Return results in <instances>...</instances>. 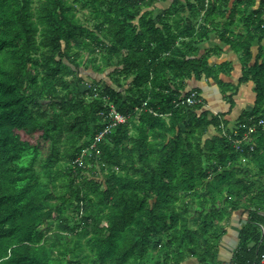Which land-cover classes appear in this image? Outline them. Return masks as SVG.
<instances>
[{
	"label": "trees",
	"instance_id": "16d2710c",
	"mask_svg": "<svg viewBox=\"0 0 264 264\" xmlns=\"http://www.w3.org/2000/svg\"><path fill=\"white\" fill-rule=\"evenodd\" d=\"M154 1L0 0V264H253L264 254V132L244 138L242 126L264 115V0H234L221 30L229 0L187 1L185 17L142 11ZM213 30L239 56L236 85L219 77L229 61L209 65L217 47L199 53ZM88 67H113L115 86L83 77ZM202 76L231 92L230 108L253 83L252 109L232 129L200 96L181 102ZM110 104L123 122L108 118ZM210 126L218 134L205 137ZM240 209L224 261L218 246Z\"/></svg>",
	"mask_w": 264,
	"mask_h": 264
},
{
	"label": "crops",
	"instance_id": "0c3cea01",
	"mask_svg": "<svg viewBox=\"0 0 264 264\" xmlns=\"http://www.w3.org/2000/svg\"><path fill=\"white\" fill-rule=\"evenodd\" d=\"M187 1L191 4H194L196 2V0H168V1H166V5L170 6L171 8H172V6L175 7L176 6L175 4L179 5V7H175V9L173 11L174 15L171 14L170 17L175 16L176 11L179 14V16L185 17V16L189 15L190 8H188L186 6L188 3ZM233 1L234 0H229L225 16L223 18L219 17L216 19V22H219V24H220V26L217 29L221 30L224 21L227 20V16H228V13L230 11V8L233 6ZM258 3H259V0H254L253 4L251 6L254 8L258 5ZM202 12L203 11H201L199 13L200 16H202L201 15ZM200 16H198L197 20L200 18ZM194 20H196V18ZM202 20L203 19H200V22H202ZM237 27L243 29L241 23L234 24L233 26L229 27V29L231 31H234V32H239V30L236 29ZM205 41H208V42L206 43L205 46H203ZM220 43H223V42L218 39V36H217L215 30L210 31L208 33L207 38L198 44L199 53L201 54V53H204V51L206 49H211L213 47H217L218 48L217 53L215 54L214 52L211 51L212 52L211 54H215V55L208 57L209 65L215 66V65H218L222 62L229 61L228 66H230V68H231L230 73L233 70L235 71L236 66L238 65V70H239V71H237L238 74H234V76L232 78L228 79L227 75L219 74V77L223 81L230 82L232 84H236L238 82V78L241 74V64L239 61V56H237L236 53L234 51H232V49L229 47L230 51L227 54L228 55H236L237 56L236 60L232 59L230 56H229L230 59L222 58L220 60L219 57H221V54L219 56L217 55L218 53H222L221 48L223 46L221 47ZM261 43L264 45V38L262 39ZM225 45H227V44H225ZM223 51L226 52L224 47H223ZM206 79L207 80L210 79L212 82H214V80H212L211 78H206L204 76H202L199 80L192 78V79L187 81V85H186V89H185V90H188V89H191L194 87H198L200 97L202 95L201 98L203 100L202 101V110H214V109H216V110H218L219 113H225V115L223 117L228 121L227 126H229V123H233L234 125L236 124V122L238 121V117L241 114V112L250 111L252 109V106L254 104V93L251 90L252 86H253L252 82L241 83L239 85L238 90H237L238 95H235L234 97L232 96L231 99L234 101V105H233V107L230 108L228 97H229L231 92L227 91V92H225V94H222L220 92L219 88L216 86L217 92L214 91L211 94H209L208 90H210V89L209 88L207 89V87H206L207 86ZM214 84L216 85L215 82H214ZM208 114H210V113L208 112ZM234 125H233V127H234ZM210 129L212 130V132H215V128L213 126H210L208 128V130H210ZM211 135L206 136V137H210ZM242 223L243 222H241V224ZM230 227H231V225L229 224V227L227 229V233L222 237V239L219 243V246H218L219 258L224 260V261H228L230 259V257L233 254V251L237 245L238 230H237V232L236 231L234 232V230ZM239 227H238V229H239ZM181 264H202V263H199L196 260V258H194V257H188L184 261H182Z\"/></svg>",
	"mask_w": 264,
	"mask_h": 264
},
{
	"label": "rangeland",
	"instance_id": "374dc122",
	"mask_svg": "<svg viewBox=\"0 0 264 264\" xmlns=\"http://www.w3.org/2000/svg\"><path fill=\"white\" fill-rule=\"evenodd\" d=\"M69 1H72V0H69ZM166 1H168V0H155L149 7H144L143 9H142V11H144V10H147V9H151V11H152V14L155 16V15H157L158 13H160L162 10H164L166 7L168 8L169 6H167L166 5ZM176 6L175 7H179V5H177V4H175ZM74 7H76V9H78L79 8V2H75L74 3ZM250 9H253V7H250ZM84 12H86V14H87V8L86 9H84L83 10ZM82 12H78L77 13V15L78 16H81L82 17ZM170 21V20H169ZM89 25H91V23L89 22ZM237 30H241L242 28H236ZM208 40V39H207ZM208 41H205V43H204V45L203 46H205L206 45V43H207ZM221 44V47L223 46L224 48H225V51L226 52H224L223 51V47L221 48V50H222V53H218L217 55L219 56L220 54H221V57H219L220 58V60L222 59V58H225V59H230L229 58V56L232 58V59H235L236 60V57L238 56V54H236V55H228L227 53L230 51V48H229V46L228 45H225L224 43H220ZM257 45V42H254L253 43V45H252V52H253V55H255V53H256V46ZM197 46H198V44H197ZM227 54V55H226ZM212 55H215V54H211L210 56H212ZM216 55V56H217ZM86 56H88V53H86L85 52V54L83 55V57L85 58ZM209 56V57H210ZM97 57V61H99V58H98V56H96ZM216 58V57H215ZM250 63H252V60L250 61ZM112 69H113V67H109V68H106L101 74H94V72H91V69H90V67H88L86 70H82L81 71V75L83 76V77H85L86 76V73L88 72V73H91V75H96V78H100V77H102L104 80H106V82L107 83H109L110 85H112V86H115L112 82H111V80H110V78L108 77V73L110 72V71H112ZM237 71H239L238 70V65L236 66V70L234 71H232L231 73L229 72L228 74H227V78L229 79V78H232L233 76H234V74H238V72ZM130 81V78L129 79H127L126 80V83H128ZM88 83H89V80L87 81ZM206 83H207V89L209 88L210 90H208V92H209V94H211L212 92H214V91H216L217 92V90H216V86L217 85H215L214 84V82H212L210 79H206ZM237 84V83H236ZM236 84H234V85H236ZM218 87V86H217ZM238 90V89H237ZM184 92L185 91H183L182 93H181V95H183L184 94ZM200 94V93H199ZM235 95H238V91H236L235 93L233 92V94H232V96L234 97ZM201 97H202V95H201ZM240 101V100H239ZM210 114H208V117H211V114H219V112H218V110H216V109H214V110H207ZM213 112V113H212ZM225 119V118H224ZM233 123H229V126H227V128L229 127L230 129H232L233 128ZM228 128V129H229ZM230 131V130H229ZM218 134V132L215 130V132H212V130L210 129V130H207V132L205 133V137L206 136H209V135H213V134ZM41 141V147H42V149H47V142H44V141H42V140H40ZM251 145H253V142L251 143ZM249 167H251V164H249ZM95 169L97 170L96 172H98V165H95ZM97 179H101V176L100 175H98L97 176ZM243 212H242V210L240 209V210H236L235 212H233L232 213V217L230 218V221H229V224L231 225V227L230 228H232L233 230H234V232L236 231L237 232V230H238V227L239 226H241L240 224H241V222H244V220H245V216H246V214L244 213V214H242Z\"/></svg>",
	"mask_w": 264,
	"mask_h": 264
},
{
	"label": "built area",
	"instance_id": "2783aa9c",
	"mask_svg": "<svg viewBox=\"0 0 264 264\" xmlns=\"http://www.w3.org/2000/svg\"><path fill=\"white\" fill-rule=\"evenodd\" d=\"M184 96L185 95H182L181 97H184ZM198 96H200V94L196 93L195 91L192 90L190 93H188L181 100V102L182 103L185 102V103L191 105L195 102L200 101V99H197ZM108 116L114 122H123L125 120V117L122 116L121 114H119L112 104H110V110H109ZM249 121H250V123L242 124V126L244 128H246V130L244 131V138L246 136L250 135L251 133H255L258 128H260L264 132V115H259V116H254V117L251 116V117H249ZM109 126H111V124ZM108 129L109 128L106 127L101 132L97 133L95 138H94V141H96V142L100 141L102 139L103 135L108 131ZM235 129H236V127H235ZM241 141H242L241 139H235L234 140V144L237 148H239ZM251 147H252V145H251ZM262 263H264V254H262V256L258 262H253V264H262Z\"/></svg>",
	"mask_w": 264,
	"mask_h": 264
},
{
	"label": "bare ground",
	"instance_id": "6f19581e",
	"mask_svg": "<svg viewBox=\"0 0 264 264\" xmlns=\"http://www.w3.org/2000/svg\"><path fill=\"white\" fill-rule=\"evenodd\" d=\"M108 117V116H107ZM109 118V117H108ZM107 119V118H106ZM106 123H108L107 121H106ZM113 125V124H112ZM112 125L110 126V127H112Z\"/></svg>",
	"mask_w": 264,
	"mask_h": 264
},
{
	"label": "water",
	"instance_id": "95a60500",
	"mask_svg": "<svg viewBox=\"0 0 264 264\" xmlns=\"http://www.w3.org/2000/svg\"><path fill=\"white\" fill-rule=\"evenodd\" d=\"M262 235H263V232H262ZM261 239H262V236H261ZM261 239H260V240H261Z\"/></svg>",
	"mask_w": 264,
	"mask_h": 264
}]
</instances>
